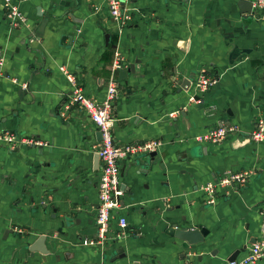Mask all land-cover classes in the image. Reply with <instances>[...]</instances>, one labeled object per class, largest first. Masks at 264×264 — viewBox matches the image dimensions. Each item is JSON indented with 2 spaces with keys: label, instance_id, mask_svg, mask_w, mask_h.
<instances>
[{
  "label": "crops",
  "instance_id": "1",
  "mask_svg": "<svg viewBox=\"0 0 264 264\" xmlns=\"http://www.w3.org/2000/svg\"><path fill=\"white\" fill-rule=\"evenodd\" d=\"M238 1L129 0L131 20L119 28L105 0H10L26 19L11 28L0 0V130L42 142L0 144V264H227L263 236L264 141L247 135L264 118V9L242 12ZM114 52L129 70L116 75L114 140L161 145L146 171L135 156L120 161L124 237L83 245L97 231L99 140L84 110L67 107L73 88L60 67L102 101ZM200 70L218 82L190 101L181 85ZM221 123L241 133L194 141ZM245 170V184L228 194L218 188L215 203L206 202L204 185ZM172 224L209 230L205 244L187 251L190 262L179 257L181 240L166 234ZM117 228L111 222L110 233ZM39 235L47 253L29 250Z\"/></svg>",
  "mask_w": 264,
  "mask_h": 264
},
{
  "label": "built area",
  "instance_id": "2",
  "mask_svg": "<svg viewBox=\"0 0 264 264\" xmlns=\"http://www.w3.org/2000/svg\"><path fill=\"white\" fill-rule=\"evenodd\" d=\"M112 20L119 28L130 22L131 18L125 13V3L129 0H105ZM254 9H264V0H251ZM6 9L8 25L15 28L26 19L18 8L11 4L10 0H3ZM3 53L0 50V65L3 63ZM124 60L118 52L113 53V58L109 66V75L106 78V92L102 101H95L87 96L82 86L78 83L76 75L67 70L64 66L60 71L65 75L67 81L72 86V94L66 101L67 107L77 105L88 115L92 125L101 133V139L94 150L98 155L99 178L97 183V203L95 206V223L97 227L94 239H83V245H94L96 243H106L108 240L124 237V230L127 227L125 216L117 214L122 208L123 190L120 187V161L128 157L137 156L142 153L156 151L161 145L158 139H149L140 142L119 144L112 136L113 126V103L118 93L117 72L123 67ZM12 82L19 84L21 88H26V83H20L16 78ZM217 77L208 76L203 70L194 74L187 88L188 99L195 100L205 93L211 86L216 85ZM178 111L171 112L170 117H175ZM239 134L241 130L238 125L231 123H221L206 129L204 132L195 135L194 141L197 143H220L230 134ZM248 138L253 141H264V118L258 117L254 128L249 133ZM0 144H5L11 150L22 145H42V142L34 137L21 136L11 130H0ZM251 175L249 170L241 172L228 171L224 176L212 182H208L202 187L207 194L206 202L214 204L216 201L217 189L221 188L228 194L233 186L243 185ZM115 222L117 231L110 233V224ZM264 256V234L250 244L246 254L240 259H235L227 264H254ZM96 264H103L102 262Z\"/></svg>",
  "mask_w": 264,
  "mask_h": 264
},
{
  "label": "water",
  "instance_id": "3",
  "mask_svg": "<svg viewBox=\"0 0 264 264\" xmlns=\"http://www.w3.org/2000/svg\"><path fill=\"white\" fill-rule=\"evenodd\" d=\"M239 5H247L245 7V9H242V12H247L249 14L252 13L253 11V7H252V3L251 0H239L238 1ZM48 15H45L44 18L42 19L36 35L37 36H41L42 35V30L44 28V25L48 19ZM129 69L133 70V65L131 64ZM128 69H120L119 73L121 75L122 78L126 77V74L128 73ZM192 76L187 77L185 79V81L183 82V84L181 85V87L183 89L188 88V86L190 85V80H191ZM27 92V89H22L20 88L18 93L19 94H24ZM115 103V101H114ZM113 103V105H114ZM112 112H113V108H112ZM98 134V140L101 139V133L99 131H97ZM248 136V135H247ZM156 151H152V152H148V153H142L139 154L137 156L134 157V160H132V163H134L135 165H141L145 168V171L148 170V168L150 167V164L153 163L155 157H156ZM95 159L97 161L98 164V155L96 153L95 155ZM126 159H130V157L126 158ZM120 187L122 188V185L120 184ZM123 190V189H122ZM122 205H123V201H121ZM169 211V210H167ZM209 230L207 228H205L202 225H196L194 227L188 228V227H181L178 228L176 226V224H172L170 226L166 227V234L169 236H174L176 238H178L179 240H181V255L179 256L182 260H185L187 262H190L191 257L190 255H188L187 251H189L192 247L194 246H198L201 244H205L206 241V236L208 235ZM46 236L45 235H39L37 237V239L30 245L29 250L30 251H38L40 253H47L48 250L46 249L45 245H44V241H45ZM122 238V237H120ZM120 238H116L113 241L120 239ZM246 249V245H243L237 249H235L232 253H230V255L226 258V262H231L233 260H235L237 258L238 253L245 251ZM119 250H121L119 248ZM216 250V249H215ZM215 250L213 249L212 254H214ZM124 256V254H123Z\"/></svg>",
  "mask_w": 264,
  "mask_h": 264
}]
</instances>
